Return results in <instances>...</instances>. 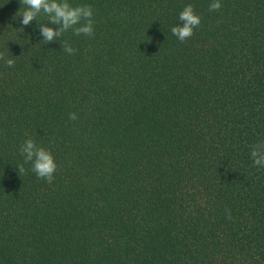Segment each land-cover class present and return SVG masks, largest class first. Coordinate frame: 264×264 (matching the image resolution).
<instances>
[{
	"label": "trees",
	"instance_id": "trees-1",
	"mask_svg": "<svg viewBox=\"0 0 264 264\" xmlns=\"http://www.w3.org/2000/svg\"><path fill=\"white\" fill-rule=\"evenodd\" d=\"M0 264H264V0H0Z\"/></svg>",
	"mask_w": 264,
	"mask_h": 264
}]
</instances>
